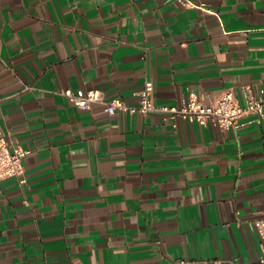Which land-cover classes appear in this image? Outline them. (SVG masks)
I'll return each mask as SVG.
<instances>
[{
	"label": "crops",
	"instance_id": "obj_1",
	"mask_svg": "<svg viewBox=\"0 0 264 264\" xmlns=\"http://www.w3.org/2000/svg\"><path fill=\"white\" fill-rule=\"evenodd\" d=\"M0 0V129L30 148L0 179V264H250L263 252L264 119L222 129L109 113L264 86V0ZM176 123V126L174 125Z\"/></svg>",
	"mask_w": 264,
	"mask_h": 264
},
{
	"label": "built area",
	"instance_id": "obj_2",
	"mask_svg": "<svg viewBox=\"0 0 264 264\" xmlns=\"http://www.w3.org/2000/svg\"><path fill=\"white\" fill-rule=\"evenodd\" d=\"M185 7L207 8L204 1L176 0ZM76 106L89 107L99 102L105 106L109 113L124 111L148 114L153 111L162 112L165 118L169 115H179L184 119L206 123L214 120L222 129L238 128L243 125L241 120L245 115L252 114L251 121L262 122L264 119V86L254 92L251 84L242 86L241 94L234 89H227L210 101L202 100L192 92L184 97L181 104H162L155 101V84L152 79H146L142 87L136 91L135 102L127 101L122 97L107 98L99 89H72L66 87L61 91ZM3 96L0 95V102ZM176 126V123L174 122ZM31 152L19 144L12 143L7 135L0 129V179L17 176L21 183L26 182L24 159ZM264 212V209H263ZM251 226L258 230L264 244V216L251 221ZM237 264H243L236 262ZM250 264H264V249L260 257Z\"/></svg>",
	"mask_w": 264,
	"mask_h": 264
}]
</instances>
